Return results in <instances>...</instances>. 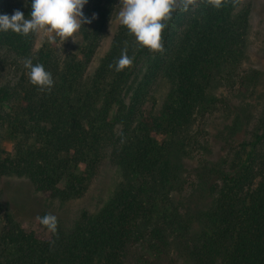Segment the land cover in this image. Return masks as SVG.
<instances>
[{"label": "trees", "instance_id": "obj_1", "mask_svg": "<svg viewBox=\"0 0 264 264\" xmlns=\"http://www.w3.org/2000/svg\"><path fill=\"white\" fill-rule=\"evenodd\" d=\"M29 3L0 0V14L27 17ZM181 3L161 51L120 24L92 73L119 0H87L80 54L59 53V37L36 50V34L0 33V144H11L0 150V178L25 177L38 193L69 202L87 193L105 159L121 171L95 214L80 209L68 229L56 219L54 233L38 219L41 232L27 227L0 199V264H264V93L253 108L258 79L243 69L251 4ZM125 48L132 63L117 72ZM26 58L52 74L50 90L29 82ZM9 60L15 76L7 80ZM162 79L171 91L155 112ZM216 115L226 125L212 160L206 126ZM192 159L191 179L184 161Z\"/></svg>", "mask_w": 264, "mask_h": 264}, {"label": "rangeland", "instance_id": "obj_2", "mask_svg": "<svg viewBox=\"0 0 264 264\" xmlns=\"http://www.w3.org/2000/svg\"><path fill=\"white\" fill-rule=\"evenodd\" d=\"M251 4V30L248 44L246 59L243 63V69L248 73H252L258 79L257 97L254 102L247 100L249 104H253V108H257L263 99L264 93V0H244ZM85 12V6L83 13ZM120 23L117 14L109 24L105 37L100 47L97 49L90 65L88 72L92 73L99 65L101 59L107 54L111 48L112 39L119 27ZM54 35V34H53ZM75 42L71 39L67 41L59 40L58 52L80 54L84 41L80 32L75 34ZM50 42V34L43 31L36 33L35 49H39ZM15 61L9 60L5 69H1L2 76L5 79H13L15 74L12 70ZM171 91V84L165 80H158L153 87V95L156 99L155 112H159L168 98ZM236 105L237 102H235ZM150 107V106H149ZM255 108V109H256ZM257 111V110H256ZM226 122L222 117L216 115L207 121L206 131L212 147V156L210 159H217L221 154L222 144L217 140L218 133L225 128ZM1 136V135H0ZM11 144L2 142L0 150L10 151ZM196 159L184 161L189 169L188 173L191 179L196 174L198 167ZM121 182L120 168L105 159L101 164L97 175L94 177L87 193L78 200L61 202L53 200L45 194L35 191L30 181L25 177L5 176L0 178L1 203L3 211L12 214L14 217L22 221L27 227L41 232V227L37 224V218L41 214H50L56 217L64 229H68L72 224L80 209H86L91 214H95L103 204L109 199L114 189Z\"/></svg>", "mask_w": 264, "mask_h": 264}, {"label": "clouds", "instance_id": "obj_3", "mask_svg": "<svg viewBox=\"0 0 264 264\" xmlns=\"http://www.w3.org/2000/svg\"><path fill=\"white\" fill-rule=\"evenodd\" d=\"M86 3L87 0H30L31 10L27 17L20 10L14 11L11 16L0 14V33L11 31L27 37L43 31L50 34V42H54L55 37L61 41L71 39L75 42V34L82 26L91 23L83 13ZM192 3L193 0H182L181 10H187ZM119 5L117 19L134 36L135 41L149 51H161V34L166 27L165 22L171 19L175 0H119ZM131 63L127 49H122L119 58L114 61L115 71L120 72ZM23 66L32 85L41 91L52 88V74L42 64H33L31 58H26ZM37 219L49 231H56L55 216L45 214Z\"/></svg>", "mask_w": 264, "mask_h": 264}]
</instances>
